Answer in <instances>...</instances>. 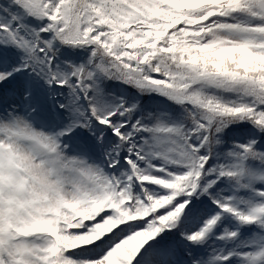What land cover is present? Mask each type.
Listing matches in <instances>:
<instances>
[{
	"label": "snow or ice",
	"instance_id": "obj_1",
	"mask_svg": "<svg viewBox=\"0 0 264 264\" xmlns=\"http://www.w3.org/2000/svg\"><path fill=\"white\" fill-rule=\"evenodd\" d=\"M0 264H264V0H0Z\"/></svg>",
	"mask_w": 264,
	"mask_h": 264
}]
</instances>
